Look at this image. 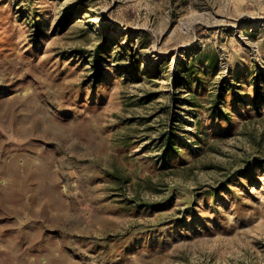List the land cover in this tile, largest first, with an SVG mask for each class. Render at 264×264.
<instances>
[{"label":"rangeland","instance_id":"obj_1","mask_svg":"<svg viewBox=\"0 0 264 264\" xmlns=\"http://www.w3.org/2000/svg\"><path fill=\"white\" fill-rule=\"evenodd\" d=\"M0 264H264V0H0Z\"/></svg>","mask_w":264,"mask_h":264}]
</instances>
